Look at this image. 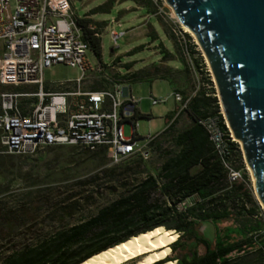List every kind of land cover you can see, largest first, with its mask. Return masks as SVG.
I'll return each mask as SVG.
<instances>
[{"label": "trees", "instance_id": "1", "mask_svg": "<svg viewBox=\"0 0 264 264\" xmlns=\"http://www.w3.org/2000/svg\"><path fill=\"white\" fill-rule=\"evenodd\" d=\"M130 1L147 14L157 13L160 2ZM92 23L91 19L78 20L90 51L101 61V41L95 36L96 31L89 28ZM184 37L193 67L203 73L201 59L195 58V47L189 43L187 34ZM161 51L163 60L172 57L166 49ZM180 66L181 72L191 74L192 68L185 59ZM130 67L125 65L127 70ZM204 76L184 111L174 118L166 116L168 126L163 139L149 143L148 147L161 160L158 168H151L149 158L141 157L113 165L105 149L86 150L97 162L95 170L68 177L54 186L15 195L11 201L0 199V244L8 245L0 255V264H80L152 230L173 231V235L179 236L166 249L159 264L171 261L173 264H264V222L248 189V177L243 171L242 181L227 182L226 171L207 132L199 124L209 116L221 119L216 96L208 88L211 81ZM128 77L131 83L142 80L141 72ZM181 115L187 116L189 125L178 130L175 125ZM145 117L148 116L138 114L137 119ZM222 129L225 130L223 124ZM230 150L234 167L244 169L238 145L232 143ZM2 158L0 154V162ZM194 169L197 171L192 173ZM194 196L197 200L188 203ZM233 217L235 225L222 231L214 229L216 236L212 242L199 231L203 222L215 226ZM45 223L49 227L44 232Z\"/></svg>", "mask_w": 264, "mask_h": 264}, {"label": "built area", "instance_id": "2", "mask_svg": "<svg viewBox=\"0 0 264 264\" xmlns=\"http://www.w3.org/2000/svg\"><path fill=\"white\" fill-rule=\"evenodd\" d=\"M79 19L69 0H0V87L22 89L0 93V153L32 155L42 148L76 146L89 152L105 149L111 164L135 157L147 160L148 145L158 134L139 145L137 101L128 96L123 75L114 78L102 64L95 68L88 64L90 48ZM124 34L111 31L113 43ZM179 35L182 55L194 71L185 32L179 31ZM95 36L99 37L97 32ZM56 65L78 67L81 74L73 90H56L62 83L46 87L44 70ZM89 71L100 74L109 88L83 92ZM28 88L33 90H24ZM170 96L179 106L177 114L184 111L191 98L179 93ZM166 99L149 98L152 106ZM219 108L221 119L209 116L199 124L226 171L227 182L233 184L242 181L244 169L237 170L232 164L230 145H238L243 163L245 158L220 104ZM126 124L131 127L130 137L124 135Z\"/></svg>", "mask_w": 264, "mask_h": 264}, {"label": "rangeland", "instance_id": "3", "mask_svg": "<svg viewBox=\"0 0 264 264\" xmlns=\"http://www.w3.org/2000/svg\"><path fill=\"white\" fill-rule=\"evenodd\" d=\"M69 1L75 17L91 19L93 23L90 26L99 35L102 46L101 61H98L92 52L88 51L86 60L91 67L95 68L101 63H112V69L108 70L116 78V76H121L124 73L125 65L130 64L131 68L135 71L141 70L148 65L146 71L151 75V78L168 75L170 83L178 89H182L183 93L187 95L186 97H192L201 87L203 82L202 75H205L204 77L211 81V84H208V88L213 89L218 104H220L218 89L212 71L195 35L193 34V37L185 31L184 28L186 27L177 21L173 8L164 0H153L154 3L160 1L157 7L158 13L155 14H147L143 8L132 3L130 0ZM92 12L95 14L90 16ZM111 31L116 33L124 32L125 34L114 44L110 36ZM179 31L185 32L189 37V43L195 47V58L201 59L203 73L199 72L195 67L190 75L183 71L175 70L177 68L182 69L180 63L182 59H185L181 53L182 44L180 43L181 40H179ZM190 32L192 33V31ZM162 49H166L172 54V57L168 58V60H163ZM190 59L193 63L191 55ZM185 61L188 60L185 59ZM80 74L81 72L78 67L56 65L45 69L43 78L46 87H49V83H62L63 85L56 90L71 91L75 88L74 82ZM96 75L95 71L87 72L86 76L88 79L83 82V85H98L99 79L96 78ZM170 83L166 80L156 79L129 85L132 97L139 100L138 110L140 114L148 116L137 120V136L141 138L139 145L146 144V138L155 134H158L155 141H161L163 139V131L168 124L166 116L174 109L178 111V104L170 96L173 90ZM24 90L32 91L33 89L28 88ZM0 91L10 90L0 89ZM151 96L155 98L170 97L166 101L152 106L149 100ZM188 125L189 119L186 115H182L178 118L175 129L181 130ZM124 135L125 137L131 136L129 124L124 126ZM149 153L148 162L151 168H158L161 164L158 154L151 148H149ZM2 159V162H0V199H9V201L15 195L26 191L45 186H54L58 182L67 180L68 177L87 174L95 170L97 163L85 149L76 146L42 148L32 155L3 154ZM243 165L244 172L248 177V189L251 192L253 200L259 206L261 211L260 217L264 222V206L253 189L254 178L246 161ZM196 171L197 169H194L192 173ZM196 200L197 197L194 196L187 201L191 204ZM235 224L236 219L234 217L228 221L219 222L215 226L211 222H203L199 226V231L207 241L212 242L216 236L215 228L222 231L224 228ZM44 227L45 232L49 224L45 223ZM165 232L171 234L173 231H170L171 233L168 230ZM174 235H176L175 240H177L178 234ZM7 248L8 245L4 243L0 244V255ZM165 249H168V247ZM163 253L165 255V252ZM171 256L173 254L170 252ZM127 264H131V262Z\"/></svg>", "mask_w": 264, "mask_h": 264}, {"label": "water", "instance_id": "4", "mask_svg": "<svg viewBox=\"0 0 264 264\" xmlns=\"http://www.w3.org/2000/svg\"><path fill=\"white\" fill-rule=\"evenodd\" d=\"M164 1L204 52L264 206V0Z\"/></svg>", "mask_w": 264, "mask_h": 264}, {"label": "bare ground", "instance_id": "5", "mask_svg": "<svg viewBox=\"0 0 264 264\" xmlns=\"http://www.w3.org/2000/svg\"><path fill=\"white\" fill-rule=\"evenodd\" d=\"M184 29L193 36L187 27ZM175 238L176 235L152 230L97 253L80 264H159L164 257L163 250ZM171 262L163 264H172Z\"/></svg>", "mask_w": 264, "mask_h": 264}, {"label": "crops", "instance_id": "6", "mask_svg": "<svg viewBox=\"0 0 264 264\" xmlns=\"http://www.w3.org/2000/svg\"><path fill=\"white\" fill-rule=\"evenodd\" d=\"M111 52H113L112 50H111ZM99 63H101V62H99ZM102 64V66H104V70H106V72H109V68H111L112 69V63H107V64H103V63H101ZM107 66H108V69H107ZM146 68H148V65L146 66V67H144L143 69H141V70H138V71H135V70H133V68H129L128 70H127V68H125L124 69V73H122V75H123V77H127L128 79H125L126 80V86H127V92H128V96L129 97H131L132 99H134L133 97H132V95H131V91H130V89H129V85H131V84H134V83H131L130 81H129V79H130V77H128L129 75H131L132 73H135V72H141V78H142V80L141 81H152V80H156V79H161V78H164L166 81H168L169 83H170V80H168V75H162L161 77L160 76H157V77H155V78H151V75L146 71ZM175 70H177V71H181V69H179V68H177V69H175ZM97 77V79H99V83H98V85H95V86H93V85H82V91L83 92H99V91H104V90H107L108 88H109V86H108V84H106L105 83V81L102 79V76L100 75V74H97L96 75ZM118 76H116V78H117ZM88 79V77L86 78V80ZM84 84V83H83ZM170 85L172 86V88H173V90H172V94L173 93H179V94H181L183 97H186L187 95H185L184 93H183V90L182 89H178L176 86H174V85H172L171 83H170ZM124 95H125V93H124ZM151 97H154V96H151ZM168 97H170V96H168ZM167 97V98H168ZM150 98V97H149ZM134 100H136V99H134ZM137 101V108H138V103H139V100H136ZM138 114H140V112H139V110H138ZM141 115V114H140ZM168 115H172L173 116V118L174 117H176L178 114H177V111H175V109L174 110H172ZM182 116V115H181ZM181 116H179V118L181 117ZM167 126H168V124H167ZM166 126V127H167Z\"/></svg>", "mask_w": 264, "mask_h": 264}, {"label": "flooded vegetation", "instance_id": "7", "mask_svg": "<svg viewBox=\"0 0 264 264\" xmlns=\"http://www.w3.org/2000/svg\"><path fill=\"white\" fill-rule=\"evenodd\" d=\"M165 250H166V249H164L163 252H165V255H166V251H165ZM165 255H164V256H165ZM159 263H160V262H159ZM171 263H172V262H171ZM172 264H173V263H172Z\"/></svg>", "mask_w": 264, "mask_h": 264}]
</instances>
